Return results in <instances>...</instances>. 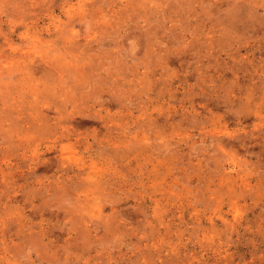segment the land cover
<instances>
[{
  "label": "rangeland",
  "instance_id": "rangeland-1",
  "mask_svg": "<svg viewBox=\"0 0 264 264\" xmlns=\"http://www.w3.org/2000/svg\"><path fill=\"white\" fill-rule=\"evenodd\" d=\"M0 264H264V0H0Z\"/></svg>",
  "mask_w": 264,
  "mask_h": 264
}]
</instances>
